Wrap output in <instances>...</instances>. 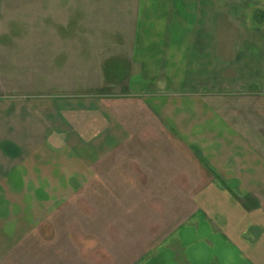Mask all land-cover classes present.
I'll return each instance as SVG.
<instances>
[{
	"label": "crops",
	"instance_id": "crops-1",
	"mask_svg": "<svg viewBox=\"0 0 264 264\" xmlns=\"http://www.w3.org/2000/svg\"><path fill=\"white\" fill-rule=\"evenodd\" d=\"M24 1L0 0V264H264V0H135L81 84L13 31Z\"/></svg>",
	"mask_w": 264,
	"mask_h": 264
},
{
	"label": "rangeland",
	"instance_id": "rangeland-1",
	"mask_svg": "<svg viewBox=\"0 0 264 264\" xmlns=\"http://www.w3.org/2000/svg\"><path fill=\"white\" fill-rule=\"evenodd\" d=\"M135 0H26L18 2L10 9L14 20V32L27 34L40 33V41L47 49L46 61L59 59L65 63L66 71L70 64L78 63L79 77L73 82L85 83L81 76L87 71L99 73L102 58L110 52L127 49L132 28V13ZM88 34V39L86 35ZM33 37V36H32ZM78 37L79 39H75ZM37 40H29L35 44ZM71 48L85 51L92 49L91 56H76L77 62L70 58ZM54 49L62 51L53 56ZM94 53V54H93ZM91 65V66H90ZM91 74V73H90ZM81 90V89H78ZM86 91L116 92L115 88H93Z\"/></svg>",
	"mask_w": 264,
	"mask_h": 264
}]
</instances>
